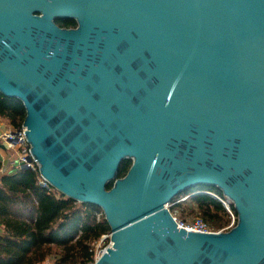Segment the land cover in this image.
I'll return each instance as SVG.
<instances>
[{
  "label": "water",
  "instance_id": "95a60500",
  "mask_svg": "<svg viewBox=\"0 0 264 264\" xmlns=\"http://www.w3.org/2000/svg\"><path fill=\"white\" fill-rule=\"evenodd\" d=\"M0 92L42 179L104 211L93 264H264V0H0ZM199 185L234 228H179Z\"/></svg>",
  "mask_w": 264,
  "mask_h": 264
},
{
  "label": "trees",
  "instance_id": "16d2710c",
  "mask_svg": "<svg viewBox=\"0 0 264 264\" xmlns=\"http://www.w3.org/2000/svg\"><path fill=\"white\" fill-rule=\"evenodd\" d=\"M56 23L62 28L78 26L73 19H57ZM26 115L21 100L0 92L1 121L19 130ZM132 163L124 160L117 178L125 177ZM41 180L38 168L20 169L0 178V264H41L49 259L54 264H93L97 244L111 234L104 211L44 187ZM182 197L186 199L179 201ZM219 198L227 202L238 222L234 205L215 186L199 185L182 193L171 202L170 211L173 215L186 212L182 218L186 222L191 221L187 216H201L213 229H223L232 215Z\"/></svg>",
  "mask_w": 264,
  "mask_h": 264
},
{
  "label": "built area",
  "instance_id": "2783aa9c",
  "mask_svg": "<svg viewBox=\"0 0 264 264\" xmlns=\"http://www.w3.org/2000/svg\"><path fill=\"white\" fill-rule=\"evenodd\" d=\"M0 143L5 144L9 149L17 150L19 155V163L18 166L23 168L26 167V169H32L36 170L38 168L36 161L32 157L31 154V146L27 140V137L25 135L24 127L22 126L19 130H7L4 132H0ZM44 187H50L49 184L45 180H41L40 182ZM218 198V197H217ZM186 199V198H185ZM183 199V201L185 200ZM220 199V198H219ZM223 204L225 205L226 209L231 213L232 215V221L231 223L219 230L213 229L210 224L201 216H195L191 221L186 222L183 220L178 219L175 215H173L174 219L176 220L179 228L188 229L187 231L192 232H200V233H221V232H227L234 228L237 224V218L235 215L231 212L229 205L225 200L220 199ZM173 204H170V207ZM107 236L105 235L104 238ZM102 252H97L96 259L99 258Z\"/></svg>",
  "mask_w": 264,
  "mask_h": 264
},
{
  "label": "crops",
  "instance_id": "0c3cea01",
  "mask_svg": "<svg viewBox=\"0 0 264 264\" xmlns=\"http://www.w3.org/2000/svg\"><path fill=\"white\" fill-rule=\"evenodd\" d=\"M7 130H13V128L10 125L6 124L4 121L0 120V132H4ZM3 145L4 148H0V161L2 162V168L0 169V178L3 175H12L18 170L23 169L19 166L16 168V170L14 168V166L19 163V155L17 150L9 149L5 144Z\"/></svg>",
  "mask_w": 264,
  "mask_h": 264
},
{
  "label": "rangeland",
  "instance_id": "374dc122",
  "mask_svg": "<svg viewBox=\"0 0 264 264\" xmlns=\"http://www.w3.org/2000/svg\"><path fill=\"white\" fill-rule=\"evenodd\" d=\"M18 167V163L14 166V168H15V170H16V168ZM183 199H185V198H181V199H179V201H183ZM179 201H177V202H179ZM179 210V209H178ZM174 215L178 218V219H180V220H183L182 218H184V217H186V212L185 213H183L182 211H180L179 210V212L178 211H175L174 212ZM189 216H187V219L188 220H192L194 217H195V215H192L191 217H189ZM184 221V220H183ZM107 237L106 238H102V240L97 244V246H96V250H97V252H102L103 250H105L108 246H110L111 245V234H109V235H106ZM41 264H54L53 263V261L52 260H46L45 262H43V263H41Z\"/></svg>",
  "mask_w": 264,
  "mask_h": 264
}]
</instances>
